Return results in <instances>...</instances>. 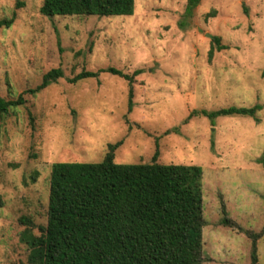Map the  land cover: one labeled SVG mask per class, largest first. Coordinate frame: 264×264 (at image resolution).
Returning <instances> with one entry per match:
<instances>
[{
    "label": "rangeland",
    "instance_id": "obj_1",
    "mask_svg": "<svg viewBox=\"0 0 264 264\" xmlns=\"http://www.w3.org/2000/svg\"><path fill=\"white\" fill-rule=\"evenodd\" d=\"M41 3L0 0V19L13 18L0 27V97L63 72L0 114V264L27 263L22 238L46 224L51 164L99 162L116 142L117 163L157 150L158 163L201 167L202 264H252L253 234L264 264V0H199L189 18L187 0H135L132 15L101 17L45 16ZM211 35L227 47L209 60ZM108 66L142 71L130 111L120 76L67 80ZM255 104L253 116L209 115Z\"/></svg>",
    "mask_w": 264,
    "mask_h": 264
},
{
    "label": "trees",
    "instance_id": "obj_2",
    "mask_svg": "<svg viewBox=\"0 0 264 264\" xmlns=\"http://www.w3.org/2000/svg\"><path fill=\"white\" fill-rule=\"evenodd\" d=\"M198 2L187 0L185 17L189 18ZM134 7L135 0H42L39 12L45 16H129ZM12 21V17L0 19V27H9ZM226 47L219 36L211 35L209 60L213 50ZM102 71L128 82L130 111L133 78L141 69L132 74L112 66L97 71L82 69L67 80L75 83ZM62 76L61 68H51L38 85L16 99L0 97V114L24 104L25 93L33 95ZM258 109L257 104L229 106L209 115L253 116ZM119 144H109L99 162L51 164L46 224L39 227L38 235L27 233V228L23 234L29 247L26 264H202L201 167L158 163L157 150L149 163H117L114 150ZM20 221L33 226L27 217ZM223 222L230 223L227 219ZM256 236L252 235V264H258Z\"/></svg>",
    "mask_w": 264,
    "mask_h": 264
}]
</instances>
